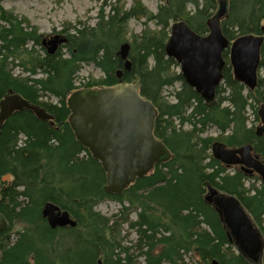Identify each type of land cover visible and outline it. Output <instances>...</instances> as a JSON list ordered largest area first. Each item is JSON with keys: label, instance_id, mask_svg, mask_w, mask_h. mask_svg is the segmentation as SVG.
Listing matches in <instances>:
<instances>
[{"label": "trees", "instance_id": "obj_1", "mask_svg": "<svg viewBox=\"0 0 264 264\" xmlns=\"http://www.w3.org/2000/svg\"><path fill=\"white\" fill-rule=\"evenodd\" d=\"M164 1L151 16L162 30H145L131 44L130 71L124 69L118 52L126 43L123 25L148 16L140 4L125 11L112 7L109 15L102 10L94 27L60 31L66 38L61 46H66L67 56L61 46L54 54L48 53L37 31L0 8L5 22L0 25V102L12 90L54 116L51 125L23 110L0 128V182L4 175H12L0 189V213L8 222L0 231V264H98L99 260L103 264H264V253L254 263L229 242L217 212L204 198L209 185L235 195L264 237V182L247 189L249 178L241 170L229 172L211 153L216 141L228 147L250 143L264 160V135L258 136L256 128L248 125L247 115L253 107L259 120L264 76L250 90L235 79L226 61L222 83L214 99L207 101L181 72L170 71L178 63L167 56L166 47L171 24L178 21L207 34V20L220 0ZM189 4L194 12L188 10ZM227 15L221 24L230 42L247 34L264 36V0H227ZM41 45L39 54L34 46ZM228 53L229 48L224 59ZM14 62L28 76L16 75ZM84 63H93L104 72V79L88 87L115 85L119 70H123V82L140 77L142 96L158 110L155 135L174 155L121 195L104 191V168L76 139L68 122L66 99L80 89L75 78ZM260 68H264V42ZM176 83L180 87L174 101H167L164 90ZM43 95L54 96L59 103L48 104L41 100ZM186 125L190 128L185 129ZM208 126L218 129L217 138L202 136ZM106 199L120 203L112 217L96 209ZM47 202L69 211L77 225L51 228L42 213ZM131 211L136 212L135 219L130 218ZM125 223L135 238L123 234Z\"/></svg>", "mask_w": 264, "mask_h": 264}, {"label": "water", "instance_id": "obj_2", "mask_svg": "<svg viewBox=\"0 0 264 264\" xmlns=\"http://www.w3.org/2000/svg\"><path fill=\"white\" fill-rule=\"evenodd\" d=\"M217 15L208 18L209 33L195 32L186 21L175 22L167 42V56L180 65L187 82L207 101L215 97L217 87L223 79L226 65L224 52L230 46L229 59L234 77L250 90L258 85L261 63V47L264 37L260 34L239 36L230 42L223 33L221 19L227 17V0H220ZM264 31V26L262 27ZM66 38L60 34L45 37L42 44L54 54ZM131 44L121 45L118 54L124 60V69L130 71ZM123 70L117 72L122 76ZM141 79L136 76L132 83L120 81L116 85L88 88L72 93L68 103L71 110L69 123L76 138L98 160L107 174L104 191L121 194L124 189L148 174L157 163L172 159L164 140L155 135L157 108L142 96ZM32 111L42 121L54 124V116L43 107L9 90L0 102V128L15 112ZM262 124L257 135L264 134V105L259 109ZM253 147L228 148L216 142L213 154L228 165H242L243 170H256L264 180V164L259 155L252 156ZM8 178H3L5 181ZM1 189V184H0ZM205 201L212 205L224 222L229 242L254 263L262 260L264 239L252 216L239 198L209 187ZM43 216L51 228L75 227L77 222L67 210L53 202H47ZM7 228V219L0 214V231ZM98 264H103L99 261ZM214 264H218L214 262Z\"/></svg>", "mask_w": 264, "mask_h": 264}, {"label": "rangeland", "instance_id": "obj_3", "mask_svg": "<svg viewBox=\"0 0 264 264\" xmlns=\"http://www.w3.org/2000/svg\"><path fill=\"white\" fill-rule=\"evenodd\" d=\"M164 3V0H0V8L22 20L29 27H32L35 31H37L39 35L42 36L40 39L42 42L45 37L49 38L56 34H60V31L62 30H66L69 33H74L78 28L84 29L86 27H94L99 21V14L102 10L104 11V14L109 15L112 7H116L122 11H125L140 4L146 9L148 16L143 19L132 18L128 20L122 27L125 29L126 42L132 44L139 40V37H141L140 35H142L145 30L146 32H158L162 30V25H159L158 21L153 19L151 16L157 14L159 8ZM188 10L194 12L195 9L192 4L188 5ZM217 11L218 2L217 8L213 10L212 15ZM3 21L4 20L2 19L0 10V25L5 24ZM261 25L264 26V19L261 21ZM74 26H76V29ZM42 45L34 46V49L39 54H42ZM61 49V53L64 56L69 54L66 46H61ZM225 59L228 63L229 55ZM12 69L16 75L22 74V69L17 66V62H14ZM170 71L180 73V65L171 67ZM22 75L28 76V73H24ZM261 75L264 76V68H260L259 70V78ZM101 79H104V72L99 67L93 63H84L76 75L75 83L80 86V89H83L88 87L87 84L94 81H100ZM100 86L101 85H97L95 87ZM179 87V83H176L170 87H166L163 95L164 98L167 101L173 102L174 92L179 89ZM41 100L48 104L59 103L58 98L49 95H43ZM247 115L249 118L248 125L254 126L255 128L258 127L260 120L259 122L256 121L253 107L248 108ZM184 128L188 129L190 126L186 125ZM202 136L217 138L219 136V131L214 126H208L202 133ZM228 171H234V169H228ZM260 178L261 177L257 174L253 175L250 179L245 181V187L247 189H253L254 187L258 188L260 182L262 181V178L261 180ZM120 207L121 206L118 201L106 199L100 202L96 209L103 215L112 217L118 212ZM131 212L130 218L135 219L136 212ZM113 222L114 221L111 220L110 224L114 225ZM261 224L264 225V217L261 219ZM126 233L129 235V239L135 238V233L128 229L127 223L123 225V234ZM12 239H15V235L13 234Z\"/></svg>", "mask_w": 264, "mask_h": 264}, {"label": "bare ground", "instance_id": "obj_4", "mask_svg": "<svg viewBox=\"0 0 264 264\" xmlns=\"http://www.w3.org/2000/svg\"><path fill=\"white\" fill-rule=\"evenodd\" d=\"M263 27V26H262ZM261 30H262V28H261ZM262 32H264L263 30H262ZM259 36H263V35H259ZM264 37V36H263ZM229 48V51H230V46L228 47ZM262 48V47H261ZM49 53V52H48ZM229 61H230V59H229ZM231 64V63H230ZM67 100V99H66ZM69 100V99H68ZM67 102V105H68V107H69V103H68V101H66ZM262 105H264V104H262ZM261 105V106H262ZM261 106L258 108V115H259V109L261 108ZM69 110H70V107H69ZM28 111V110H27ZM34 113V112H33ZM35 114V113H34ZM70 114H71V110H70ZM36 116V115H35ZM70 116V115H69ZM37 117V116H36ZM38 118V117H37ZM39 119V118H38ZM259 119H261L260 118V116H259ZM68 122H69V118H68ZM70 124V123H69ZM70 127H71V125H70ZM72 129V128H71ZM74 136H75V134H74ZM76 137V136H75ZM77 139V138H76ZM78 140V139H77ZM79 141V140H78ZM80 142V141H79ZM216 142H221V141H216ZM216 142H214V144L216 143ZM81 143V142H80ZM223 143V142H222ZM82 144V143H81ZM83 145V144H82ZM247 145H250V144H247ZM247 145H244V146H247ZM84 146V145H83ZM214 146V145H213ZM244 146H241V147H244ZM252 146V145H251ZM85 147V146H84ZM228 147V146H227ZM241 147H239V148H241ZM253 147V146H252ZM86 148V147H85ZM228 148H232V147H228ZM87 150H88V148H86ZM232 149H234V148H232ZM235 149H238V148H235ZM170 150V149H169ZM89 151V150H88ZM171 152V151H170ZM89 153H90V151H89ZM211 153H212V155L214 156V154H213V147H212V149H211ZM91 154V153H90ZM171 154H172V152H171ZM92 155V154H91ZM173 155V154H172ZM93 157V156H92ZM173 157H174V155H173ZM172 157V158H173ZM94 158V157H93ZM214 158H215V156H214ZM95 159V158H94ZM216 159V158H215ZM217 160H219V159H217ZM98 161V160H97ZM220 162H222L221 160H219ZM222 163H224V162H222ZM158 164H161V163H157V164H155V166H154V168L156 167V165H158ZM225 165H227V166H231V165H228V164H226V163H224ZM154 168L149 172V173H151L153 170H154ZM229 169V168H228ZM253 171H256V170H253ZM257 172V171H256ZM148 173V174H149ZM257 173H259V172H257ZM148 174H146L145 176H147ZM260 174V173H259ZM10 176V178L9 179H6L5 181H3V178H8ZM260 176H261V178H262V175L260 174ZM144 177V176H143ZM11 178H12V175L11 174H6V175H4L3 177H2V180H1V182H0V184H1V186H2V182H6V181H8V180H11ZM140 178H142V177H140ZM139 179V178H138ZM262 181L264 182V180H263V178H262ZM211 185H209L208 187H207V193L205 194V197H206V195L209 193V187H210ZM211 187H213V188H215V189H217V190H219L218 188H216V187H214V186H211ZM127 189V188H126ZM125 190V189H124ZM124 190H123V192H124ZM122 192V193H123ZM219 192L220 193H226V194H229V193H227V192H223V191H221V190H219ZM107 193V192H106ZM121 193V194H122ZM109 194H114V193H109ZM121 194H116V195H121ZM229 195H233V194H229ZM233 196H235V195H233ZM204 197V198H205ZM236 197V196H235ZM237 198V197H236ZM206 202V201H205ZM207 203V202H206ZM208 204V203H207ZM210 205V204H209ZM210 206H212V205H210ZM213 207V206H212ZM214 208V207H213ZM215 210V209H214ZM0 214H2V213H0ZM218 214V213H217ZM218 216H219V214H218ZM219 218H220V216H219ZM220 220H221V218H220ZM221 222L223 223V226H224V222L221 220ZM7 226H8V222H7ZM224 228H225V226H224ZM262 234V233H261ZM262 237H263V235H262ZM263 239H264V237H263ZM238 248V247H237ZM240 252V251H239ZM241 253V252H240ZM99 261H102V260H99ZM98 261V262H99ZM214 262H217V261H214ZM214 262H213V264H214ZM218 263V262H217Z\"/></svg>", "mask_w": 264, "mask_h": 264}, {"label": "flooded vegetation", "instance_id": "obj_5", "mask_svg": "<svg viewBox=\"0 0 264 264\" xmlns=\"http://www.w3.org/2000/svg\"><path fill=\"white\" fill-rule=\"evenodd\" d=\"M218 7H219V9H218V11H217V13H215V14H213L212 16H215V15H217L218 14V12L220 11V8H221V4H220V2L218 3ZM211 16V17H212ZM224 18H222L221 19V21L223 20ZM262 28V27H261ZM264 33V32H263ZM205 35V34H204ZM119 82H120V79H119ZM118 82V83H119ZM117 84V83H116ZM90 88H98V87H90ZM84 89H88V87L87 88H84ZM72 95V93L68 96V98H67V101H68V99L70 98V96ZM58 104V103H57ZM260 120V124L258 125V126H260L261 124H262V120L261 119H259ZM259 120L257 121V122H259ZM54 121V120H53ZM70 125V124H69ZM256 132H257V127H256ZM257 134V133H256ZM264 135V134H263ZM262 136V135H261ZM247 144H250V143H246V144H243V145H240V146H235V147H232V148H239V147H241V146H244V145H247ZM250 145H252V144H250ZM253 146V145H252ZM257 153L255 152V149H254V146H253V151H252V156L254 157L255 155H256ZM258 160H260L261 161V163H263L264 164V160L259 156V158H258ZM227 166V165H226ZM229 169H234V171L233 172H235V171H242L244 174H245V176H247L249 179L253 176V175H259L260 176V174L259 173H257L256 171H253L252 173H250V172H247V171H245V170H243V168H242V165H231V166H227ZM237 168V169H236ZM261 177V176H260ZM260 180H261V178H260ZM262 182L263 181H261L260 182V185H259V187L261 186V184H262ZM1 188H2V186H1Z\"/></svg>", "mask_w": 264, "mask_h": 264}]
</instances>
